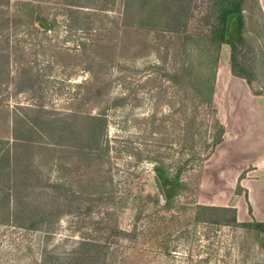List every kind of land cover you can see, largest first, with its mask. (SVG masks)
Segmentation results:
<instances>
[{
	"label": "rangeland",
	"instance_id": "1",
	"mask_svg": "<svg viewBox=\"0 0 264 264\" xmlns=\"http://www.w3.org/2000/svg\"><path fill=\"white\" fill-rule=\"evenodd\" d=\"M240 3L249 81L227 44L215 73L217 0H0V264H264V13ZM216 119L206 158L186 130Z\"/></svg>",
	"mask_w": 264,
	"mask_h": 264
},
{
	"label": "trees",
	"instance_id": "2",
	"mask_svg": "<svg viewBox=\"0 0 264 264\" xmlns=\"http://www.w3.org/2000/svg\"><path fill=\"white\" fill-rule=\"evenodd\" d=\"M241 0H217L218 5L216 4V6H218V12L215 13L216 15V23L213 26L212 29V35L208 36L205 38V42L211 46H214L215 48V73L216 70L218 68V60H219V54H220V48L222 45L227 44L231 47V69H232V73L238 77L241 78H246L245 76H243L242 74H240L239 72H237L235 64H234V60L236 57V53H237V45L233 40V35H236L237 37H239L240 39L244 40V35H243V27H244V15L242 12V8H241ZM235 15L236 16V22H233V24L230 22V18ZM231 25L233 26L232 30L229 32V29L231 28ZM206 49H208V45H206ZM189 66H185L184 67V73L186 72L187 75V71L189 70ZM191 69V68H190ZM198 74H200L201 76V81L200 83H202V85L204 86V89L206 90L205 94L200 95V100L202 103H206L208 106H213V99H212V95L210 96V94H212L214 92V84L212 83L211 79H214V74H211V77L209 76V78L207 77V74H203V70L196 71ZM214 72V71H213ZM212 72V73H213ZM211 78V79H210ZM247 81H249L247 79ZM187 83V82H186ZM208 92L210 94H208ZM216 109H215V116H216ZM215 125L219 128L220 130V135L217 138H212L210 136L208 137H202L200 132H190L191 130L188 128L186 130V135H191V137H198V135H200V139L203 143L206 144V146H204V149L206 147H208L211 144L212 150L209 151L207 153V157H210V155L212 154L214 148L219 145L224 138L225 135V126L218 120H214ZM13 134H14V142H18L21 143L22 141L24 143H27V139H25L23 136H21V134H19V132H17L15 130V128L13 127ZM187 139V138H186ZM198 143V142H197ZM198 144H194L191 143L190 148L189 146L186 144V149H190L191 151H194V149L196 148ZM91 150H95L96 148H94L93 146H90ZM198 155H202V151L196 153ZM13 161L11 165H9V168L11 169V171L16 170V166L15 164H17V160L14 159H10L8 158V162ZM1 159H0V164H1ZM10 171V172H11ZM155 171H156V175L158 176V178L160 179L163 191H164V200H165V204L164 207H171L172 203L174 202V197L177 193V185L179 186L180 184L175 183V180L178 179H172L170 178V176H168L167 174H165L164 170L161 169L160 167L156 166L155 167ZM180 173L178 172V175ZM178 178V176H176ZM27 179H29V177H25ZM27 182L29 180H26ZM12 199V197H10ZM13 203H16L17 205H21L24 202V199L22 197L20 198H16L14 201H12ZM237 218H235L232 223H237ZM247 224V223H246ZM256 226L259 228H261V231L264 232V222H258L256 223Z\"/></svg>",
	"mask_w": 264,
	"mask_h": 264
},
{
	"label": "crops",
	"instance_id": "3",
	"mask_svg": "<svg viewBox=\"0 0 264 264\" xmlns=\"http://www.w3.org/2000/svg\"><path fill=\"white\" fill-rule=\"evenodd\" d=\"M258 4L260 6V12L264 13V0H258ZM246 109L249 112L250 117H251V120L248 121L247 128L250 129V128L256 127L258 129L257 133L256 131L252 132L251 136H253L256 133L258 135L257 136V139H258V137L260 136V108L251 110L250 107H247ZM225 126H226V133L224 135V141L227 140V135L229 133V127L227 126V124H225ZM254 147L255 148L260 147V142L259 143L256 142ZM259 164H260V160H258L257 162H249L248 166L252 165L255 168L254 171H256V173L258 174L259 171L264 168V164H260V165ZM256 219H257L256 221L258 222H264V219H260V217H256Z\"/></svg>",
	"mask_w": 264,
	"mask_h": 264
},
{
	"label": "water",
	"instance_id": "4",
	"mask_svg": "<svg viewBox=\"0 0 264 264\" xmlns=\"http://www.w3.org/2000/svg\"><path fill=\"white\" fill-rule=\"evenodd\" d=\"M156 183H157V185H158V188H159L161 194H162L163 197H164V191H163V188H162V185H161V182H160V179L158 178V176H156Z\"/></svg>",
	"mask_w": 264,
	"mask_h": 264
}]
</instances>
